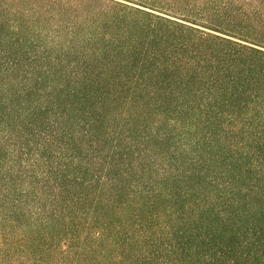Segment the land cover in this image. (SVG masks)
I'll return each instance as SVG.
<instances>
[{
    "label": "trees",
    "instance_id": "trees-1",
    "mask_svg": "<svg viewBox=\"0 0 264 264\" xmlns=\"http://www.w3.org/2000/svg\"><path fill=\"white\" fill-rule=\"evenodd\" d=\"M0 264H264V0H0Z\"/></svg>",
    "mask_w": 264,
    "mask_h": 264
}]
</instances>
